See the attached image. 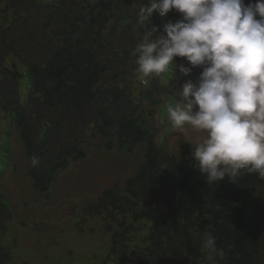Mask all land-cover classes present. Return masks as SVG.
I'll return each mask as SVG.
<instances>
[{"label":"trees","instance_id":"obj_1","mask_svg":"<svg viewBox=\"0 0 264 264\" xmlns=\"http://www.w3.org/2000/svg\"><path fill=\"white\" fill-rule=\"evenodd\" d=\"M141 2L89 0L82 8L77 7L75 0L69 4L70 11H77L78 17L62 18L60 26L52 29L54 34L42 38L41 46L48 45L47 59L42 66H31L33 91L41 98L37 101L41 104L33 106L39 113L37 118L32 108L19 111L14 91L2 78L15 138L23 159L30 165L27 176L37 192L45 193L51 179L68 167V160L82 161L96 147L92 143L85 145L87 140L100 137L102 150L111 151L114 147L125 154L135 152L134 156L141 160L135 174L125 181L128 198L115 187L105 189L99 198L101 211L95 215L103 218L104 229L111 233L110 253L118 255L113 264H201L203 233L214 236L217 248L223 251L219 264H264V180L255 174H243L234 184L227 180L207 184L188 159L192 146L181 143L172 153L173 142H169L167 150H157L154 109L163 92L155 82L138 95L137 101L130 97L135 66L131 52L144 31L137 23V13L144 4ZM119 8H131L126 30L120 37L124 43L121 57L112 50L114 26L109 31L106 26ZM83 13L87 14L86 19L76 21ZM178 19L180 14L174 10L164 17L154 11L145 27H157L155 35L159 36L165 24ZM21 47L14 37L0 43V57L20 58L28 53ZM174 61L185 63L182 58ZM189 76L178 72L170 90H179ZM86 110L93 116V136L83 137L82 143L67 147L64 143L53 151L50 139L43 143L35 140L38 122H53L55 137L63 138L57 127L65 132L64 121L76 120ZM33 157L39 161L35 166L49 168L35 171ZM169 183L177 192L172 194L174 199L165 201L158 189L167 191ZM251 190L254 193L250 195ZM142 212L154 215L150 226L155 229L148 233L152 234L149 239L143 240V250L129 246L133 243L130 235L135 223L146 219ZM109 260L105 257L103 263Z\"/></svg>","mask_w":264,"mask_h":264},{"label":"clouds","instance_id":"obj_2","mask_svg":"<svg viewBox=\"0 0 264 264\" xmlns=\"http://www.w3.org/2000/svg\"><path fill=\"white\" fill-rule=\"evenodd\" d=\"M173 10L180 19L165 24L162 35L145 27L154 11L164 17ZM137 23L144 31L131 56L141 84L172 75L175 58L187 64L182 76L201 69L166 108L171 128L202 133L188 157L192 167L207 184H234L243 174L264 180V0H148ZM200 247L201 264H219L223 251L214 236L203 233Z\"/></svg>","mask_w":264,"mask_h":264},{"label":"rangeland","instance_id":"obj_3","mask_svg":"<svg viewBox=\"0 0 264 264\" xmlns=\"http://www.w3.org/2000/svg\"><path fill=\"white\" fill-rule=\"evenodd\" d=\"M15 1L17 0H0V43H7L8 36L19 40L24 32V23L16 12L9 16L10 9L16 6ZM30 51L33 53L34 50ZM39 53L40 49H37L32 55L35 57ZM18 59L20 58L12 55L5 58L2 56L0 66L3 65L10 70L11 74L6 76L9 79L7 83L10 89L16 92L15 100L24 105H21L22 109H34L33 106L41 102H37L39 100L31 92L27 68L24 62ZM5 74L0 71V83ZM133 94H137V89ZM4 98V91L0 87V203L7 205L10 215V218L0 223V235L6 232L0 236V264H102L105 257H109L110 260L103 264H113L118 255L110 253L113 246L110 240L111 233L104 231L103 218L95 216L101 211V207L87 206L95 203L100 193L113 185H118L121 192L124 180L137 171L141 160L134 155L121 152L106 153L99 148L102 142L100 137L90 138L85 145L92 143L96 147L90 149L84 160L68 162L70 164L65 172H69L64 185L61 188L57 185L49 192L39 193L33 188L32 180L27 176L26 172L29 171L30 165L21 155V147L9 123L10 106L5 103ZM33 111L34 117L37 118L39 113L35 109ZM87 111L76 120L64 121L65 132L61 130V126L57 127L63 138L55 137L57 133L53 130V122H38V128L46 129L42 138L51 140L50 146L53 151L62 148L64 143L67 147L82 143L83 137L93 136V116ZM10 131H13L12 138L10 136L11 150L5 152L8 146L6 136H9ZM200 135L202 133H198V136ZM52 136L54 138H51ZM170 152H177L175 143L170 144ZM4 157L8 161L6 171L2 169ZM47 168L49 167H42L39 164L35 171ZM124 190L127 191L126 188ZM168 192L172 193L174 189H169ZM248 193L251 195L254 191ZM103 214L108 215L104 212ZM142 215L146 219L135 223V231L130 235L133 237L130 248L143 250L145 247L143 240L152 236L148 235L152 230L155 232V229L149 226L154 215L146 212H142ZM54 223L57 224V228L53 226ZM14 239L17 240L16 243L12 242Z\"/></svg>","mask_w":264,"mask_h":264}]
</instances>
